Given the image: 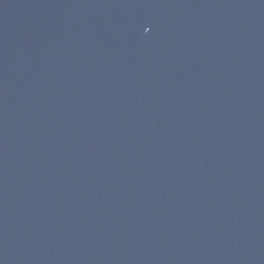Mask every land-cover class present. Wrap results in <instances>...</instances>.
I'll use <instances>...</instances> for the list:
<instances>
[{
    "label": "water",
    "instance_id": "95a60500",
    "mask_svg": "<svg viewBox=\"0 0 264 264\" xmlns=\"http://www.w3.org/2000/svg\"><path fill=\"white\" fill-rule=\"evenodd\" d=\"M0 264H264V0H0Z\"/></svg>",
    "mask_w": 264,
    "mask_h": 264
}]
</instances>
